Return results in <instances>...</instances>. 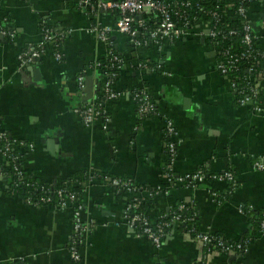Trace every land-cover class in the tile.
<instances>
[{"label": "crops", "instance_id": "obj_1", "mask_svg": "<svg viewBox=\"0 0 264 264\" xmlns=\"http://www.w3.org/2000/svg\"><path fill=\"white\" fill-rule=\"evenodd\" d=\"M249 2L248 22L264 49V0ZM115 23L113 12L90 15L77 0H0V29L6 32L0 34V125L8 140L27 146L15 148L22 167L51 186L83 173L101 178L84 185L78 200L87 228L79 235L78 260L69 250L72 209L29 205L0 178V264L228 263L229 257L206 252L179 228L168 231L158 249L138 236L124 218L131 195H115L108 184L114 178L141 188L144 198L159 188L148 212L152 223L187 204L199 233L241 245L239 264H264V228L255 223L264 220V169L254 167L264 157V117L237 103L230 78L217 71L219 54L202 23L159 48H134L113 30L110 49L121 64L112 84L117 98L105 100L109 48L90 29H114ZM44 29L65 35L60 60L49 45L38 61L20 65L19 53L36 46ZM140 88L156 108L145 119L131 96ZM101 96L103 116L85 126L74 110L101 102ZM166 120L175 129L172 139ZM169 142L176 146L174 175L202 171L203 181L185 187L163 179ZM225 173L233 175V184L211 178Z\"/></svg>", "mask_w": 264, "mask_h": 264}, {"label": "built area", "instance_id": "obj_2", "mask_svg": "<svg viewBox=\"0 0 264 264\" xmlns=\"http://www.w3.org/2000/svg\"><path fill=\"white\" fill-rule=\"evenodd\" d=\"M77 1L80 9L89 11L88 13L90 15H94L98 11H109L115 13L116 15L114 29L99 25H94L90 29V31L97 36V39L109 48L108 63L106 65V69L108 71L105 75L103 85V97L105 100H114L117 98V93L112 90V84L113 81L118 78L119 74H117V71L119 72L121 64L118 56L112 53L110 49V35L113 30L125 35L129 44L134 48L146 47L150 44L159 48L163 41H179L188 36L193 29L190 27L191 23L187 15H179L181 22L174 19L175 16L179 18L177 15L176 5L167 4L161 0H95L96 2H92L91 0ZM222 8H225L227 12L231 11V6L229 4H225ZM198 10L202 14L198 21L207 26L206 36L219 54L217 71L222 76L230 78V76L237 70V63L241 60L250 59L253 55H259L261 58H264V50L262 53H259L255 49V41L258 40V36L250 26L248 22V12L243 6H239L236 10L238 15H240L245 21L241 34V43L244 50L239 54H232L230 50H224L220 46L221 41L235 34L234 31L223 33L216 28L215 22L219 20L218 11L220 9L216 7V9L209 12H206L203 8H198ZM206 15L210 18L209 20H206ZM151 17H153V20L156 19V23L152 29H149L148 22L152 19ZM0 34L6 35V32L0 29ZM8 34L12 37V34ZM64 36V34L56 33L51 29H44L42 31L41 40L36 46H30L23 52L19 53L17 57L18 63L20 65L35 63L41 58L45 48L49 45H52L55 49V59L60 60L59 45L65 38ZM139 67L142 68L145 66L140 64ZM262 74L264 75V73ZM262 74H256V69L252 66L248 68L247 73L243 78L244 86L242 88H238L233 82H231V86L235 96H237V103L240 106L248 107L254 115L264 117V102L261 98L262 84L264 82ZM83 80L84 77L82 75L77 79L78 86L80 88H82ZM131 96L137 103V115L139 118L151 115L156 111L155 105L151 100L149 93L144 88L133 91ZM102 104V101L91 103L83 108L75 109L74 113L81 119L85 126H90L103 116ZM165 132L166 136L170 139H172L175 135V129L170 120L165 121ZM17 147L23 148L27 146L21 142L16 143L8 140L0 125V178L8 180L11 179L10 175H12V177H14V183L11 184L13 187L23 185L29 189H35L37 188V185L25 181V172L23 171V167L18 164L19 153L15 149ZM175 157L176 146L173 142H169L167 146V163L162 171V177L164 180L168 183H176L185 187H193L204 180L206 174L202 171L175 176L173 173V163L175 161ZM254 167L256 170H263L264 157L262 161L255 163ZM211 178L213 181L225 182L228 184H233L235 182L231 173L215 175ZM108 184L111 189L112 187L117 188L131 195V199L125 207V221L129 228L134 230L138 236L147 239L155 248H160L163 237L167 233L168 229H172L184 222L179 216H174L169 222L165 221L156 224L152 223L148 218L136 213V210L142 202V193L136 186L128 180L116 178L110 179ZM8 187H10V185H8ZM40 190L42 193H46L43 187H40ZM157 190H159V188L155 190V193H158ZM153 193L154 192H148L147 195L152 197ZM55 195L58 199V204L54 205L55 208H71L73 211L72 222L74 236L69 250L71 251L72 258L74 260H78V246L82 244L81 236L79 235L87 230L86 227L82 226L80 221V206L73 193L60 190L57 191ZM37 201L41 203H48L51 199L42 196ZM29 205L33 204L29 203ZM182 209V207H179V210ZM260 226L264 228V220L260 222ZM193 238L200 242L205 248H208L210 253H223L230 259L234 257L236 251L243 252L244 250L241 245L227 243L210 234L197 233L193 236Z\"/></svg>", "mask_w": 264, "mask_h": 264}, {"label": "trees", "instance_id": "obj_3", "mask_svg": "<svg viewBox=\"0 0 264 264\" xmlns=\"http://www.w3.org/2000/svg\"><path fill=\"white\" fill-rule=\"evenodd\" d=\"M91 1L96 2L95 0H91ZM161 1L164 3H167V4L176 5L177 15L178 16L179 15H187L189 17V20L191 23L190 24L191 28H194L200 24V21H198V19H199V17L202 16V14L198 10V8H203L206 12L213 11L214 9H216V7L219 8L220 9L218 11L219 20L217 22H215L216 28L218 30L222 31L223 33H226L228 31H234L235 32V34L233 36H229L226 39H224L223 41H221L220 46L224 50H226V49L230 50V52L232 54L233 53L239 54L244 50V47L241 43V34H242V28L245 25V21L240 15H238L236 10L239 6H243L248 12L249 7H250L249 0H161ZM225 4H229L231 6L230 12H227L225 10V8L224 9L222 8ZM88 12L89 11H87V13ZM151 18L152 19L149 20V22H148V28L149 29H152L156 23L155 22L156 19L153 20V17H151ZM174 19L177 20L178 22H181L180 16H179V18H177V16H175ZM209 19L210 18L207 16L206 20H209ZM257 39L258 40L255 41V49L259 53H262V51L264 49L261 45V42L259 41V38H257ZM146 47H148V46H146ZM107 63L108 62L106 61L105 64L107 65ZM252 66H254V68L256 69V74L264 73V58H261L259 55H253L252 58H250V59L241 60L239 63H237V70L230 76L231 82L235 83L238 88H242L244 86L243 78L246 75L248 68H250ZM152 67H153V63H149V68H152ZM103 70L105 73H107V71H108L106 69V66H105V68H103ZM117 74H119L118 71H117ZM262 76L264 77L263 74H262ZM135 90H138V89H135ZM261 98L263 99V102H264V90L261 91ZM100 99L102 101L103 97L101 96ZM135 104L137 106L136 102H135ZM151 115H153V114H151ZM151 115H148V116H145V117H142L139 119H145L147 117H150ZM166 141L168 142L167 139H166ZM164 150L166 151V154H167V149L164 148ZM18 164H19V166L22 167L20 159H18ZM23 171L25 172V181L37 185V188L29 189L23 185L13 187L11 184L14 183V177H12V175H10L11 179H8V180L6 179L7 185H10V187H8V190H9V192L15 193V195L21 196L23 198V200L25 201V203H27V204L31 203V204H33V206H37V207H49V206H54V205L58 204V199L56 198L55 193L57 191H60V190L66 191L69 193H73L75 195L77 201H78V200H80V198L82 196V188L84 185H87L88 183H92V181L95 179H101L96 174L86 175L83 173L82 175H79V174L73 175L72 177L66 179L65 183H63V184L61 183L60 185L57 184V185L51 186V185L45 184L43 182H40L39 180H36L35 178L29 177L24 168H23ZM40 187H43L45 189L46 193H42V191L40 190ZM137 188L139 190H141V188H139V187H137ZM112 190H113V193L117 196H119L121 193H123L122 190H119L117 188L112 187ZM148 191H150L149 193H151L154 190L150 189ZM153 195L154 194H152V197H145V198L142 197V202H141L139 208L136 210L137 214H140L141 216L149 219L148 212L153 208V204H152ZM42 196L50 198L51 201L48 203L38 202L37 200ZM179 207H182L183 209L179 210ZM160 215H158L155 224L159 223V222H165V221L169 222L172 220V218L174 216H179L180 219L183 220L184 222H182L180 225H177L174 228H179V229L187 232L192 237L195 234L199 233V231L197 230L196 225H195L196 216L194 214V211H193L192 207L187 205V204L183 205V206L179 205V206L175 207L174 209H172L167 214H165V215L160 214ZM254 222H255V220H254ZM259 222H260V220L259 221L257 220L255 223L259 226V224H260ZM172 229H168L167 232L172 230ZM212 236L216 237L217 239H221L222 241H225L227 243L233 244V242L225 239L220 234H212ZM241 244L244 247H246L248 244V239L242 241ZM205 251L209 253L208 248H205ZM220 255L225 256V254H223V253H221ZM242 255H243V252L236 251L234 257L231 259L229 258L230 261L228 260L227 264H239V258Z\"/></svg>", "mask_w": 264, "mask_h": 264}]
</instances>
